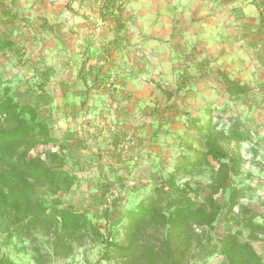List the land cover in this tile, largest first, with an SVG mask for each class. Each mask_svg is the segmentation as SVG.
I'll use <instances>...</instances> for the list:
<instances>
[{
  "label": "rangeland",
  "instance_id": "374dc122",
  "mask_svg": "<svg viewBox=\"0 0 264 264\" xmlns=\"http://www.w3.org/2000/svg\"><path fill=\"white\" fill-rule=\"evenodd\" d=\"M261 8L0 0V264H264Z\"/></svg>",
  "mask_w": 264,
  "mask_h": 264
},
{
  "label": "trees",
  "instance_id": "16d2710c",
  "mask_svg": "<svg viewBox=\"0 0 264 264\" xmlns=\"http://www.w3.org/2000/svg\"><path fill=\"white\" fill-rule=\"evenodd\" d=\"M1 46L3 48H7L8 45L6 43H4ZM0 113L7 114L6 108L3 107V106H0ZM25 134H26V131H23V130L22 131H16V132H13V133H9V134H6V135H3V134L0 133V153L2 152L3 148L5 146H7V145H13V146L17 145L23 139V136H25ZM37 144H38V142L34 143L33 145H32V143H27L26 144L27 146H26L25 150L27 148H32L33 146H35ZM18 170H19V168H18ZM24 171H26V170H24ZM27 172H28L27 174L30 177L33 176V173L35 174L34 170H32V169H30V171H27ZM36 174H35L34 179H32L33 177L31 178L32 180H37V178L39 177V173L36 172ZM145 215H146L145 207H141L137 211L130 212L128 214V216H127L128 221H129L127 229L129 230L134 225H139L140 223H142V221L145 219ZM202 217L205 218L206 216L203 215ZM118 254H123V252L119 251Z\"/></svg>",
  "mask_w": 264,
  "mask_h": 264
},
{
  "label": "built area",
  "instance_id": "2783aa9c",
  "mask_svg": "<svg viewBox=\"0 0 264 264\" xmlns=\"http://www.w3.org/2000/svg\"><path fill=\"white\" fill-rule=\"evenodd\" d=\"M260 11L262 12V11H264V10L261 8Z\"/></svg>",
  "mask_w": 264,
  "mask_h": 264
},
{
  "label": "crops",
  "instance_id": "0c3cea01",
  "mask_svg": "<svg viewBox=\"0 0 264 264\" xmlns=\"http://www.w3.org/2000/svg\"><path fill=\"white\" fill-rule=\"evenodd\" d=\"M239 1V0H238Z\"/></svg>",
  "mask_w": 264,
  "mask_h": 264
}]
</instances>
